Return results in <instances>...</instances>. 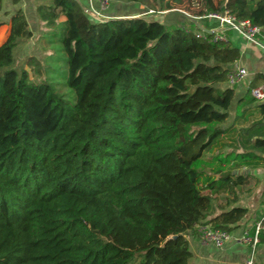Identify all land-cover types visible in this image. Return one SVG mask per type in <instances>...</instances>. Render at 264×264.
Returning <instances> with one entry per match:
<instances>
[{"label": "trees", "instance_id": "trees-1", "mask_svg": "<svg viewBox=\"0 0 264 264\" xmlns=\"http://www.w3.org/2000/svg\"><path fill=\"white\" fill-rule=\"evenodd\" d=\"M5 1L0 264H191L197 225L238 228L246 180L233 171L264 163V101L252 96L258 78L235 101L232 42L154 16L97 21L79 0H35V16ZM153 1L165 11L185 0ZM204 5L200 16L229 10L264 28V0ZM29 16L47 27L42 38L63 26L74 102L37 81L36 58L33 77L16 67L15 51L34 36Z\"/></svg>", "mask_w": 264, "mask_h": 264}, {"label": "crops", "instance_id": "crops-1", "mask_svg": "<svg viewBox=\"0 0 264 264\" xmlns=\"http://www.w3.org/2000/svg\"><path fill=\"white\" fill-rule=\"evenodd\" d=\"M79 1L85 6L86 10H88L89 0ZM34 2L35 0H20L19 4L12 8L16 9L18 6L23 9L27 15L31 14V16H35L36 6L34 5ZM130 4L133 6L123 5L119 0H116L103 12L109 17L131 18L140 15L143 12L145 13L147 10L145 9V6L133 3ZM217 7L220 8L218 5ZM166 16L167 17L162 21L163 23L175 24L181 22L182 24L185 23L187 26L194 24L196 31L205 29L206 23L210 21L207 19L197 20L189 18L181 12V10H178V13H176V11L168 12ZM210 26L211 28L214 27V29L224 32L230 42L240 50L241 57L234 67L242 66L249 71L248 78L242 84L236 87H232L228 84L229 87L235 88V101L238 102L239 99L245 96L249 85L256 78H258L260 82L263 81L262 84H259L256 87L264 85V28H261V34L259 36L261 45L258 46L252 44L236 30L220 28L218 21L215 19ZM232 114L234 116V112H232ZM233 176H242L246 180L245 184L237 189L239 194L238 204L248 209V214L238 225V228L232 232L234 235H238L242 233L245 228L251 227L264 215V163L255 168L244 167L235 170L233 171ZM187 239L190 243L192 252L194 253V258L191 264H249L250 261H253V264H264V242H260L255 253H253L250 246L238 242L228 243L223 249L204 246L201 244L196 232H190L187 235Z\"/></svg>", "mask_w": 264, "mask_h": 264}, {"label": "built area", "instance_id": "built-area-1", "mask_svg": "<svg viewBox=\"0 0 264 264\" xmlns=\"http://www.w3.org/2000/svg\"><path fill=\"white\" fill-rule=\"evenodd\" d=\"M114 0H89L88 13L90 16L97 21H106L110 18L103 11L106 10ZM171 11V10H168ZM186 16L194 19H215L219 23L220 28H229L236 30L241 36L248 39L252 44L260 46L259 36L261 34V28L258 26H253L249 21H240L235 16L231 15L229 10H224L222 12L209 13L207 15H202L198 17L191 16L186 11L181 10ZM165 14V11H156L154 9H149L146 13L131 17H144V16H154ZM123 18V17H121ZM198 38L209 39L212 42H229L227 35L218 31V29L205 28L197 32ZM249 76V71L247 68L242 66L234 67L229 76L228 83L232 87H236L242 84ZM252 96L258 101H264V85L256 87L252 90ZM195 232L204 246H212L217 249H223L228 243L238 242L251 247L252 252L255 253L257 246L260 243V236L264 233V215L260 220L255 222L251 227L245 228L242 233L234 235L232 232L215 229L210 225H197ZM249 264H253L250 261Z\"/></svg>", "mask_w": 264, "mask_h": 264}, {"label": "rangeland", "instance_id": "rangeland-1", "mask_svg": "<svg viewBox=\"0 0 264 264\" xmlns=\"http://www.w3.org/2000/svg\"><path fill=\"white\" fill-rule=\"evenodd\" d=\"M12 0L7 2L5 1L6 7L10 6ZM116 0H114L115 2ZM123 5H132L128 3V0H119ZM150 4L145 6L147 10L154 9L156 11H160L159 8L154 7L155 2L153 0H149ZM219 0H213V2L217 5ZM205 0H185L183 5H175V8L171 11L178 10L186 11L188 14L194 17H198L201 15V11L205 10L204 5ZM120 4V3H119ZM133 6V5H132ZM145 8V9H146ZM132 11V10H131ZM165 10V14L157 16V18L163 21L167 16L168 12ZM126 14V13H124ZM143 14V13H142ZM30 15V14H29ZM1 19H4L3 16H0ZM130 17V16H128ZM173 17V16H170ZM30 18V16H29ZM31 20V28L33 30L34 36L32 39L29 40L28 44H26L23 48L17 49L15 51L16 57V67L18 69L26 68L30 72V75L33 77L39 72L33 69L32 66L28 64V62L32 58H36L41 62L43 66L39 77L38 82L40 81H47L52 84V86L57 90L59 94L64 96L65 99L70 100L72 102L75 101V93L74 91L67 85V77H68V62H67V55L63 50L61 39L64 34L63 26L59 29H56V35L52 33V37L50 38H42V33L47 31V27L44 24H36ZM170 27L169 24H167ZM10 25H3L0 27V45L4 44L10 35ZM44 36V35H43ZM49 39L53 40L50 44Z\"/></svg>", "mask_w": 264, "mask_h": 264}, {"label": "water", "instance_id": "water-1", "mask_svg": "<svg viewBox=\"0 0 264 264\" xmlns=\"http://www.w3.org/2000/svg\"><path fill=\"white\" fill-rule=\"evenodd\" d=\"M86 12H88V10H86ZM122 19V18H121Z\"/></svg>", "mask_w": 264, "mask_h": 264}]
</instances>
